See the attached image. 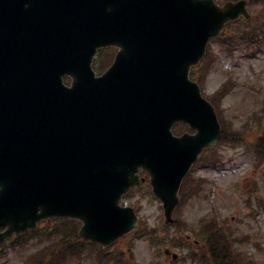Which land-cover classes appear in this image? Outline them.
I'll list each match as a JSON object with an SVG mask.
<instances>
[{"label":"water","instance_id":"95a60500","mask_svg":"<svg viewBox=\"0 0 264 264\" xmlns=\"http://www.w3.org/2000/svg\"><path fill=\"white\" fill-rule=\"evenodd\" d=\"M241 13L212 0H0V239L56 215L110 244L138 224L119 200L139 166L171 221L182 179L220 134L191 65ZM109 46L99 76L94 56ZM177 121L198 133L175 137Z\"/></svg>","mask_w":264,"mask_h":264},{"label":"rangeland","instance_id":"374dc122","mask_svg":"<svg viewBox=\"0 0 264 264\" xmlns=\"http://www.w3.org/2000/svg\"><path fill=\"white\" fill-rule=\"evenodd\" d=\"M212 47L219 54V59L207 78L206 93L211 94L225 80L230 77L233 78L237 86L225 98L223 107L225 115L228 118L236 119V123L240 125L246 117L264 106V47L255 55H249L244 45H240L234 55L226 53L219 43L212 42ZM261 132L262 129H258L251 135V138ZM223 153L224 163L222 165L195 168L193 171L195 176H202L207 179V185L203 192L207 194V198L203 196L193 198L190 203L180 208L177 218H185L190 224H193L197 218L212 212L220 220L227 219L239 234L248 233L252 235V243L239 245L244 256L249 261L253 260L257 264H264V206L261 207L260 203L254 199L256 196L261 197L264 205V173H256L254 178L250 176L253 170L254 156L245 147L224 148ZM251 181L253 185L250 184ZM253 181H259V188L255 187L256 184ZM237 184L240 185V192ZM249 187H253L251 198L254 199V207L256 208L253 216L251 215L252 210L246 205L245 195L242 192L243 188ZM141 189L135 194L136 196L134 195L133 199L124 198L125 203L139 208L140 216L145 218L150 226L157 228L154 232L159 234L158 238H162V241H171L176 228L161 229L162 226L159 225L163 216L161 203L149 194L148 185ZM178 236L180 239L172 241L174 246L180 243H188L186 231L179 232ZM127 242L128 239L125 240L124 245L132 246L136 254L135 261L139 264L160 262L165 264H197L192 261V256L189 254L190 248L186 245L184 248L171 246L173 253L179 254L178 259L173 260L171 256L165 254V250L170 248L167 245L158 246L154 244L152 246L149 241L144 239H134L129 244ZM47 243L48 241L45 239H35L23 249L20 247L12 249L10 244H6L0 250L3 252L0 256V264H25L26 257L36 251L43 250L48 245ZM83 252H88L87 248ZM185 255L187 257L184 258ZM78 264H89V261L84 259Z\"/></svg>","mask_w":264,"mask_h":264},{"label":"trees","instance_id":"16d2710c","mask_svg":"<svg viewBox=\"0 0 264 264\" xmlns=\"http://www.w3.org/2000/svg\"><path fill=\"white\" fill-rule=\"evenodd\" d=\"M208 69V67L206 68ZM198 78L203 81L202 77ZM226 92L220 93V95H213L211 96L212 100L218 101L217 104H220L222 96L225 95ZM259 144L262 145V151H264V136H261L259 139ZM65 222V221H63ZM66 226L65 230L60 232L61 237L59 239H56L54 243L47 246V248L37 257L35 256L33 259V262L35 264H66L65 258L67 254L69 253L71 256H75L81 253L82 246L84 242L80 240V238L77 235V228L75 223L70 221V223H64ZM215 252L220 259V264H239L236 258L231 257L230 252L223 246L219 245V240H216L215 243ZM100 248V252H103L104 255L108 253V249H104L102 247ZM115 256L111 259H103L101 260L102 264L107 263L110 260H114L117 263L124 262L125 264H131L134 260L133 258V251L132 247H129L128 250H114ZM99 253V250L97 251V254ZM107 258V257H105Z\"/></svg>","mask_w":264,"mask_h":264},{"label":"flooded vegetation","instance_id":"af4514ba","mask_svg":"<svg viewBox=\"0 0 264 264\" xmlns=\"http://www.w3.org/2000/svg\"><path fill=\"white\" fill-rule=\"evenodd\" d=\"M216 1L219 4H223V3L228 2L230 0H216ZM233 1H236V0H233ZM248 7L252 8V9L258 8V9L263 10L264 9V0L257 1V2L249 0L248 1ZM263 12H264V10H263Z\"/></svg>","mask_w":264,"mask_h":264}]
</instances>
